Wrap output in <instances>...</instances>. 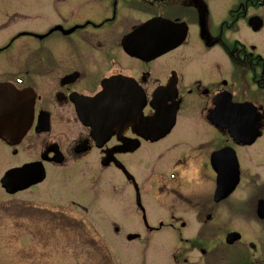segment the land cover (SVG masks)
<instances>
[{
    "label": "flooded vegetation",
    "instance_id": "obj_1",
    "mask_svg": "<svg viewBox=\"0 0 264 264\" xmlns=\"http://www.w3.org/2000/svg\"><path fill=\"white\" fill-rule=\"evenodd\" d=\"M5 1L8 209L84 252L112 220L105 264H264V0Z\"/></svg>",
    "mask_w": 264,
    "mask_h": 264
},
{
    "label": "rangeland",
    "instance_id": "obj_2",
    "mask_svg": "<svg viewBox=\"0 0 264 264\" xmlns=\"http://www.w3.org/2000/svg\"><path fill=\"white\" fill-rule=\"evenodd\" d=\"M4 2L6 1L4 0ZM247 176L245 175V178H247ZM251 189L252 185L249 183L248 177L243 180L242 187L237 191L235 197H237L238 200H242L247 197ZM8 205H10L9 197L0 191V264H72L71 260L74 255V259H77V256L86 259L85 256L81 257V255L86 254H88L91 261H93L87 264H105L100 259L105 251H103V245L109 243L108 229L111 227L110 223L112 220H110L109 223H104L99 220L92 221L93 227L97 233L92 235V237L97 241L100 248L94 245L93 247L90 246V248H87L89 251L84 252L82 250L83 248L78 245L87 243L82 241L80 235L76 241L71 242L73 245L70 247L61 237L69 235L71 232L66 234L58 232L60 235L52 233L53 230L49 231L46 226L47 223L38 219V216L29 214L25 210H14L11 212L8 209ZM236 219V216L232 215L230 217V220L233 221L234 224L239 218ZM87 222L89 226H91L90 222ZM52 227L54 228V226L51 225V228ZM190 234L193 233H188L184 238L193 237V235ZM207 238L214 239L213 236H208ZM110 242L118 244V242ZM168 243V250L178 247L177 244H179L178 241L172 246L170 242ZM155 244L157 245L156 242ZM111 248H113L111 252H105L110 254L114 261L122 262L123 260L117 252V247ZM120 253L124 254L123 251ZM163 254L166 256V260L164 258L163 263H166L170 253L166 251L165 253L163 252ZM197 261L198 259H193V262Z\"/></svg>",
    "mask_w": 264,
    "mask_h": 264
},
{
    "label": "water",
    "instance_id": "obj_3",
    "mask_svg": "<svg viewBox=\"0 0 264 264\" xmlns=\"http://www.w3.org/2000/svg\"><path fill=\"white\" fill-rule=\"evenodd\" d=\"M18 98L13 95L9 87L0 84V138L8 139L10 135L14 132L15 135H23L26 131V127L29 122L26 123H16L8 121V110L10 104H13ZM11 177L12 174H7L3 180V187L6 191L11 192ZM237 182V178L236 181ZM23 187H19L22 189ZM15 189V190H19Z\"/></svg>",
    "mask_w": 264,
    "mask_h": 264
}]
</instances>
